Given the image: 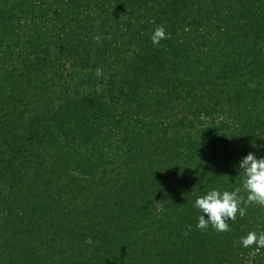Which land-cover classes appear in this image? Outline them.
<instances>
[{
  "label": "trees",
  "instance_id": "1",
  "mask_svg": "<svg viewBox=\"0 0 264 264\" xmlns=\"http://www.w3.org/2000/svg\"><path fill=\"white\" fill-rule=\"evenodd\" d=\"M252 141L264 0H0V264H264L195 227Z\"/></svg>",
  "mask_w": 264,
  "mask_h": 264
},
{
  "label": "clouds",
  "instance_id": "2",
  "mask_svg": "<svg viewBox=\"0 0 264 264\" xmlns=\"http://www.w3.org/2000/svg\"><path fill=\"white\" fill-rule=\"evenodd\" d=\"M169 38L163 26L155 28L151 35L153 45H159L162 40ZM95 39L100 41L99 36ZM96 75H101L100 69H97ZM250 148L255 151H249L234 165L239 174L243 176L241 187L222 192L212 189L196 198L194 207L200 213L195 226L197 229L207 230L211 226L217 232H228L230 226L226 221H235L237 216L243 218L247 208L252 204L264 206V155H257V153L264 152V144L252 141ZM205 214L207 219H205ZM191 231L192 226L188 225L185 235ZM238 243L243 248L253 245L257 249L264 248V232L257 234L251 231L246 236L240 237Z\"/></svg>",
  "mask_w": 264,
  "mask_h": 264
}]
</instances>
